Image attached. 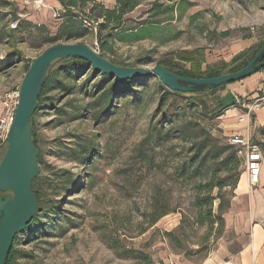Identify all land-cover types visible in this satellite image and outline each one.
<instances>
[{"label":"rangeland","instance_id":"1","mask_svg":"<svg viewBox=\"0 0 264 264\" xmlns=\"http://www.w3.org/2000/svg\"><path fill=\"white\" fill-rule=\"evenodd\" d=\"M12 1L16 6L0 0V38L20 21L12 17L15 7L21 19L46 24L48 30L43 32L21 22L16 39L9 37L0 42V60L16 62L0 71V92L21 83L29 62L48 48L39 42V37L47 31L55 33L64 12L58 0ZM38 1H44L45 6ZM99 1L107 8H113L116 3V0ZM148 11L146 1L127 16V26L151 18ZM154 18L164 21V29L156 31L153 37L132 44H115L114 56L122 66L152 68L174 54L179 57L174 58L175 64L184 65L192 62L191 59H199L203 53L210 67L228 64L241 51L258 46L264 36V0H186L185 7ZM22 37L25 41H21ZM68 42L86 44L100 53L95 33ZM261 74L228 84L217 93L223 96L222 103L228 108L219 117L203 116L195 107L180 110L173 126L159 125L163 140L154 136V122L161 115L158 104L162 94L156 77L142 87L141 101L121 98L116 111L101 122H96L90 113L69 121L57 108L44 106L36 114L39 144L45 157L39 175L53 180L46 197L61 205L58 212L42 215L34 226L30 228L29 224L17 235V249L29 254L18 258L17 263L200 264L216 251L236 252L237 236L226 228V219L223 228L218 223L211 228L206 218L210 206L200 207L197 203L198 198L218 194L232 203L235 191L231 186L221 192L210 188L214 174L232 182L231 173L225 170L222 161L209 157L197 175H183L181 165L188 161L191 143L176 131L182 123L198 122L228 143L233 133L231 126L246 113L243 105L254 100V92L264 95L263 88L257 89L264 83ZM242 93H245L243 97ZM50 95L58 98L56 107L68 112H74L78 104L92 102L81 94L67 96L58 90ZM207 101L215 106L214 96L207 97ZM263 107L264 104L252 110L248 118L251 135L262 145L264 131L257 127L252 115ZM58 120L63 123L57 125ZM92 142L96 152L86 164L71 160L73 148L79 143ZM6 150L7 147L0 161ZM46 164L50 166L47 168ZM65 170L77 180L66 193L63 187L70 185L71 177L54 175ZM156 202L172 211L150 226ZM218 205L216 199L214 212ZM170 232L181 239L182 245L168 235ZM127 249L134 250L135 258L125 255Z\"/></svg>","mask_w":264,"mask_h":264},{"label":"trees","instance_id":"2","mask_svg":"<svg viewBox=\"0 0 264 264\" xmlns=\"http://www.w3.org/2000/svg\"><path fill=\"white\" fill-rule=\"evenodd\" d=\"M1 1L16 6V2L12 0ZM58 1L64 9L63 14H61L62 21L55 33L52 34L50 31H47L46 34L42 33L39 37V42L46 47H50L62 43L61 41H75L95 33L100 54L118 65L123 64L119 63L114 56V47L117 42L132 44L153 37L156 31L164 29L162 23L164 21L154 17L171 13L178 7L183 8L186 2V0H116L113 8H107L104 3L99 0ZM146 1L149 3L148 12L152 13L151 18L140 20L135 23L134 26H127V16ZM12 17L20 21L17 27H9L4 36L0 38V42H2L4 38L9 37L16 39L21 22H26L31 26L34 25L43 32L48 30L46 24H34L29 19H21L17 13L16 7L12 11ZM92 26L94 28H92ZM21 41H25V39L22 37ZM263 43L264 36L259 40L258 46L241 51L231 63L218 66H208L205 53H203L199 59H191L192 62H188V64L184 65L175 64L174 58L179 59L177 54H174L171 59H162L158 63L186 77H215L221 74L235 72L245 67L252 61ZM33 61L34 59L26 66L25 72L29 69ZM15 63L14 60H6L5 62L0 60V71L12 67ZM155 77L157 78L158 85L162 89L158 104L161 115L154 122L153 126L156 129L154 136H158V139H164V134L161 135L159 125L163 127L165 125L164 123H169L173 126L176 123V119L180 117V110L186 111L188 108L195 107L197 110L199 109L198 111L203 116L216 118L224 114L225 110L228 109L225 108L222 103L223 96H218L217 94L224 90L228 84L204 91L180 92L170 89L163 84L156 75L121 80L95 69L89 61L81 57L57 59L51 64L48 70L47 78L39 95V105L32 119L33 138L36 146L39 148L38 159L40 165L45 162V157L44 151L39 144V136L36 129V114L43 109L44 106L52 105L53 108L58 109L60 115L67 116L66 119L69 121L80 119L81 115L90 113L96 122H101L105 116L111 115L116 111L118 108L116 103L121 98L124 100L132 99L133 102L141 101L142 87ZM56 90L67 96L81 94L86 98H91L92 102L86 105L78 104L74 112H68L63 107H56V101L58 99L56 96H49V93ZM209 96L215 97L214 107L207 101V97ZM254 116L255 115H252V117ZM62 123L63 121L58 120L57 125ZM260 129L264 131V126ZM176 132L179 133V137H182L184 141H189L191 143L188 161L181 165L183 175H197L202 164L207 163V159L210 157L214 160L222 161L225 170L231 173L230 176L233 178L232 182H228V178L221 179L217 177L218 174H214V177H212L210 181V188L213 190L218 188L221 192L225 187L231 186L233 191H235L243 167L242 158L237 154L236 147L229 142H224L222 138L214 136L210 130L202 125V123H182L181 129H178ZM94 145L93 142L88 145L79 143L78 146L71 150V160L86 164L90 157L96 152ZM2 152H0V156ZM46 166L48 168L50 165L46 164ZM66 174H68L71 179L69 181L70 185L63 187L65 193L70 190L69 188L74 185L77 180L73 179L72 174L66 170L61 173H54V175L58 176H65ZM52 182V179L44 175H38L33 180L32 186L38 197L39 206L35 217L30 223V228L40 220L42 215H47L52 211L58 212L60 209V202L47 198L46 191L53 187ZM8 193L12 194V191L10 190ZM8 193L1 194L5 195ZM216 199H219V205L217 211L214 212L213 205ZM197 203L200 207L204 205L210 206L206 218L209 219L211 228L214 227L215 223H218L221 228L224 227V214L230 209L231 201L225 200L223 195L218 194L217 196L209 195L205 198H198ZM171 211L172 210L168 208H162L156 202L154 210L151 212L150 226L155 225L162 217ZM171 233L172 232L168 233V235L172 236V238L174 237L175 240L177 239L178 244L182 245L181 239L178 236H173ZM16 238L17 236L14 239L12 249L9 252L5 264H18V258L29 257L28 252L17 249ZM125 255L135 258L133 249H127Z\"/></svg>","mask_w":264,"mask_h":264},{"label":"water","instance_id":"3","mask_svg":"<svg viewBox=\"0 0 264 264\" xmlns=\"http://www.w3.org/2000/svg\"><path fill=\"white\" fill-rule=\"evenodd\" d=\"M65 57L84 58L95 69L121 80L156 75L174 91L196 92L238 82L260 72L264 68V43L252 61L242 69L201 78L182 76L159 63L152 68L118 65L82 43H60L41 52L20 83L19 104L7 150L0 161V264H5L15 237L28 227L38 211L39 201L32 183L41 168L32 119L51 64ZM10 190L12 194H1Z\"/></svg>","mask_w":264,"mask_h":264},{"label":"crops","instance_id":"4","mask_svg":"<svg viewBox=\"0 0 264 264\" xmlns=\"http://www.w3.org/2000/svg\"><path fill=\"white\" fill-rule=\"evenodd\" d=\"M55 5L58 6L59 3ZM260 72L264 77V69ZM262 88L264 89V83L261 84ZM241 95L243 97L245 93ZM257 95V92H254V97ZM236 99L237 103L240 104L241 101L238 100V97ZM2 111L3 105L0 102V116ZM254 115L252 118L256 119L257 127L262 128L264 126V107L257 110ZM231 127L233 132H249L251 135V127L248 131L247 123H241L237 120L236 124ZM251 137L253 138L252 135ZM262 148L264 150V145ZM225 219L226 228L233 230L237 236L239 249L234 253H228L224 250L216 251L200 264H264V162L260 181L256 185L250 184L248 173L243 169ZM188 264L195 263L190 262Z\"/></svg>","mask_w":264,"mask_h":264},{"label":"built area","instance_id":"5","mask_svg":"<svg viewBox=\"0 0 264 264\" xmlns=\"http://www.w3.org/2000/svg\"><path fill=\"white\" fill-rule=\"evenodd\" d=\"M38 4L45 6L44 1ZM258 90H263L261 87ZM20 83L16 86L0 92V102L3 105V111L0 116V152L8 145V137L13 125L16 110L19 104ZM264 104V95H257L251 103L243 107L246 113L238 118L239 122L247 123L248 131L250 122L248 118L252 110L260 108ZM248 112V113H247ZM228 142L236 147L237 154L242 158L243 167L247 171L251 185H256L260 181L262 164L264 162V150L262 145L253 140L250 133L241 131L233 132L228 137Z\"/></svg>","mask_w":264,"mask_h":264}]
</instances>
